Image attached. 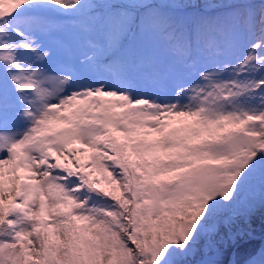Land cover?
I'll list each match as a JSON object with an SVG mask.
<instances>
[{"label":"snow or ice","instance_id":"obj_1","mask_svg":"<svg viewBox=\"0 0 264 264\" xmlns=\"http://www.w3.org/2000/svg\"><path fill=\"white\" fill-rule=\"evenodd\" d=\"M258 208L264 0H0V264H192Z\"/></svg>","mask_w":264,"mask_h":264},{"label":"rangeland","instance_id":"obj_2","mask_svg":"<svg viewBox=\"0 0 264 264\" xmlns=\"http://www.w3.org/2000/svg\"><path fill=\"white\" fill-rule=\"evenodd\" d=\"M241 230L252 237L235 244L231 256L234 264H245L250 254L264 247V236L258 238L264 231V209L258 208L249 223L225 210L215 224V231L199 242L192 264L202 259H215L219 264H225L233 245L231 238L236 236L238 240L244 237L237 235Z\"/></svg>","mask_w":264,"mask_h":264},{"label":"water","instance_id":"obj_3","mask_svg":"<svg viewBox=\"0 0 264 264\" xmlns=\"http://www.w3.org/2000/svg\"><path fill=\"white\" fill-rule=\"evenodd\" d=\"M247 237H250V236H247ZM246 237H243L242 239H245ZM240 240L236 241L235 244L237 242H239ZM235 244L232 246V248L235 246ZM233 250V249H232ZM232 250L230 251L229 253V256H228V262L226 264H230L231 263V256H232Z\"/></svg>","mask_w":264,"mask_h":264}]
</instances>
